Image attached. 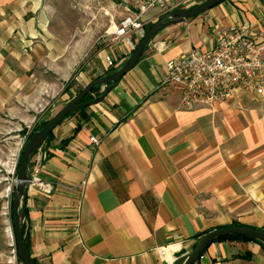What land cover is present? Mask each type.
Listing matches in <instances>:
<instances>
[{"label": "crops", "instance_id": "1", "mask_svg": "<svg viewBox=\"0 0 264 264\" xmlns=\"http://www.w3.org/2000/svg\"><path fill=\"white\" fill-rule=\"evenodd\" d=\"M9 4L24 0H0L1 33ZM164 15L149 10L145 27ZM237 23L249 24L264 54V0H223L160 30L102 101L52 130L38 172L51 191L31 185L26 195L37 264H163L208 230L235 222L264 228V95L189 108L180 92L158 86L168 60L207 49L214 29ZM108 53L122 62L131 48L118 39ZM195 264H264V248L216 240Z\"/></svg>", "mask_w": 264, "mask_h": 264}, {"label": "rangeland", "instance_id": "2", "mask_svg": "<svg viewBox=\"0 0 264 264\" xmlns=\"http://www.w3.org/2000/svg\"><path fill=\"white\" fill-rule=\"evenodd\" d=\"M7 11L3 16L7 33L0 31L2 256L15 246L12 197L29 134L89 82L112 71L103 69L108 47L116 41L109 32L126 15L123 0H24V7L9 4Z\"/></svg>", "mask_w": 264, "mask_h": 264}, {"label": "built area", "instance_id": "3", "mask_svg": "<svg viewBox=\"0 0 264 264\" xmlns=\"http://www.w3.org/2000/svg\"><path fill=\"white\" fill-rule=\"evenodd\" d=\"M197 0H123L126 15L109 32L114 40H126L131 50L146 33L143 16L151 9L169 11L188 7ZM191 6V5H190ZM212 44L207 49L192 48L179 59L166 62V73L158 86L166 91H178L185 107L199 103L211 106L232 99L239 93L264 95V54L254 41L248 23L231 24L214 29ZM164 50L167 45L157 46ZM121 61L111 54L103 60L105 71L114 70ZM90 141L98 144L95 137ZM43 147L31 157V185L44 192L51 186L42 182L38 172L46 157ZM6 231L10 232V227ZM0 264H21L15 246L9 254L0 255Z\"/></svg>", "mask_w": 264, "mask_h": 264}, {"label": "water", "instance_id": "4", "mask_svg": "<svg viewBox=\"0 0 264 264\" xmlns=\"http://www.w3.org/2000/svg\"><path fill=\"white\" fill-rule=\"evenodd\" d=\"M222 0H202L191 6L172 10L154 22L146 31L143 38L131 50V53L109 74L97 77L89 82L76 96L71 98L62 106L47 123L34 130L29 140L22 148V155L19 161L16 184L12 197V221L15 236V248L21 264H34L23 242V228L26 221V195L32 175L30 170V160L33 154L46 145L49 133L72 111L84 108L91 104L98 103L104 99L106 94L113 88L123 75H125L143 55L147 45L154 36L166 26L195 17ZM101 87L102 91L94 98L83 100L94 87ZM244 235L248 236L264 246V230L248 225H227L206 231L198 237L195 246L188 250L182 246L172 253V261H162L163 264H195L201 256L203 250L217 237L224 235Z\"/></svg>", "mask_w": 264, "mask_h": 264}, {"label": "trees", "instance_id": "5", "mask_svg": "<svg viewBox=\"0 0 264 264\" xmlns=\"http://www.w3.org/2000/svg\"><path fill=\"white\" fill-rule=\"evenodd\" d=\"M223 1V0H222ZM151 26V25H150ZM100 77V76H99ZM100 87L99 86H97V87H94V89L91 91V92H93V91H95V90H98ZM91 92H89L85 97H84V99H90V98H94V97H96L97 95H99L101 92H99L97 95H93V96H91ZM83 108H81V109H78V110H75V111H80V110H82ZM75 111H72V112H70V113H68L67 115H69V114H71V113H73V112H75ZM66 115V116H67ZM48 121V120H47ZM47 121H45L42 125H41V127H43L46 123H47ZM40 127V128H41ZM35 130V129H34ZM33 130V131H34ZM32 133V132H31ZM31 133L29 134V138H30V135H31ZM51 135H52V131L49 133V135H48V138H47V140H46V143H47V141L51 138ZM232 225H240L239 223H233ZM261 229H263L264 230V228H261ZM205 233V232H204ZM203 233H201V234H199L198 235V237L199 236H201ZM238 238H241V239H249V240H253V241H256V240H254V239H252V238H250V237H248V236H244V235H237V234H231V235H224V236H220V237H217V238H215L212 242H214V241H216V240H222V239H238ZM197 241V240H196ZM196 241L194 242V244L192 245V248L195 246V243H196ZM23 242H24V245H25V247H26V249H27V251H28V253L30 254V252H29V247H28V236H27V233H26V231H25V225H24V228H23ZM211 242V243H212ZM256 242H258V241H256ZM259 243V242H258ZM262 245V244H261ZM208 247V246H207ZM206 247V248H207ZM262 247L264 248V246L262 245ZM191 248V249H192ZM206 248L203 250V252L206 250ZM202 252V253H203ZM201 253V254H202ZM30 256H31V254H30ZM18 259H19V261L21 262V260H20V258L18 257ZM31 259H32V261H33V263L34 264H37L36 263V261H35V259L31 256Z\"/></svg>", "mask_w": 264, "mask_h": 264}, {"label": "bare ground", "instance_id": "6", "mask_svg": "<svg viewBox=\"0 0 264 264\" xmlns=\"http://www.w3.org/2000/svg\"><path fill=\"white\" fill-rule=\"evenodd\" d=\"M177 248H178V247H177ZM177 248H176V249H177ZM174 250H175V249H174ZM172 253H173V252H171V254H170V256H169V259L167 260L169 263L172 261Z\"/></svg>", "mask_w": 264, "mask_h": 264}, {"label": "flooded vegetation", "instance_id": "7", "mask_svg": "<svg viewBox=\"0 0 264 264\" xmlns=\"http://www.w3.org/2000/svg\"><path fill=\"white\" fill-rule=\"evenodd\" d=\"M83 100H87V99H82V101H83Z\"/></svg>", "mask_w": 264, "mask_h": 264}]
</instances>
